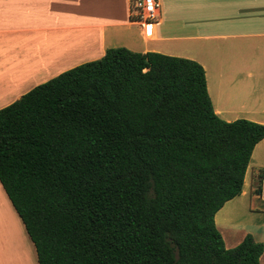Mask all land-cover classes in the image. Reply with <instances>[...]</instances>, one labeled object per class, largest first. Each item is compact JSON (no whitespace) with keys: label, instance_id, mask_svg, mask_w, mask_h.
<instances>
[{"label":"trees","instance_id":"obj_1","mask_svg":"<svg viewBox=\"0 0 264 264\" xmlns=\"http://www.w3.org/2000/svg\"><path fill=\"white\" fill-rule=\"evenodd\" d=\"M263 139L214 112L198 62L109 48L0 109V184L38 264H260L214 217Z\"/></svg>","mask_w":264,"mask_h":264},{"label":"crops","instance_id":"obj_2","mask_svg":"<svg viewBox=\"0 0 264 264\" xmlns=\"http://www.w3.org/2000/svg\"><path fill=\"white\" fill-rule=\"evenodd\" d=\"M159 1L158 21L144 28L131 19L130 0H0V109L109 48L125 47L198 62L208 92L252 91L248 108L211 99L214 112L228 122L264 125V0ZM0 211V223L12 227L15 219L31 242L1 184Z\"/></svg>","mask_w":264,"mask_h":264},{"label":"rangeland","instance_id":"obj_3","mask_svg":"<svg viewBox=\"0 0 264 264\" xmlns=\"http://www.w3.org/2000/svg\"><path fill=\"white\" fill-rule=\"evenodd\" d=\"M208 94L213 103L219 101L228 106V108H230V106L248 108L253 104L254 93L248 89H241V91H238V89L228 86L222 90L213 91L210 89ZM241 97L243 100L240 103H236L235 100H240ZM262 168H264V141L252 153L245 174L242 189L244 193L229 201L214 218L216 228L220 232L226 248L235 247L248 234L251 235L255 241L262 243L264 246V198H260L259 195L263 180L258 178L259 170ZM1 214L2 212L0 211V215ZM12 221L15 223L18 222L15 219ZM18 224L19 223H17V225ZM20 234H23V232L22 230L20 232L19 228L18 240L21 246V236L24 235ZM2 242V239H0V244H2ZM27 243L28 246L31 244V242ZM9 250H12V247H10ZM29 250L32 251L33 249L29 248ZM26 252L31 255V261L28 262L27 259H24L23 263L32 264V259L34 261L33 263H35L36 256H34V253L30 251ZM260 264H264V252L260 257Z\"/></svg>","mask_w":264,"mask_h":264},{"label":"bare ground","instance_id":"obj_4","mask_svg":"<svg viewBox=\"0 0 264 264\" xmlns=\"http://www.w3.org/2000/svg\"><path fill=\"white\" fill-rule=\"evenodd\" d=\"M19 228V224L17 225L15 222H12V227H10L9 221L5 225L0 223V239H2V243L6 247L5 250L1 248L3 245L0 247V264H24V259H27L28 262L31 261V255L26 252L30 250L24 236H21L22 244L20 246L18 240ZM7 247H12V250H8L9 248Z\"/></svg>","mask_w":264,"mask_h":264},{"label":"built area","instance_id":"obj_5","mask_svg":"<svg viewBox=\"0 0 264 264\" xmlns=\"http://www.w3.org/2000/svg\"><path fill=\"white\" fill-rule=\"evenodd\" d=\"M161 4L159 0H130V17L141 27L149 23H156L160 16ZM260 198H264V180L260 191Z\"/></svg>","mask_w":264,"mask_h":264}]
</instances>
